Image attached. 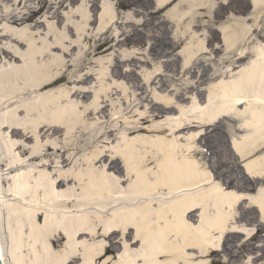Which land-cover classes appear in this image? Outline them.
<instances>
[{"label":"bare ground","instance_id":"6f19581e","mask_svg":"<svg viewBox=\"0 0 264 264\" xmlns=\"http://www.w3.org/2000/svg\"><path fill=\"white\" fill-rule=\"evenodd\" d=\"M169 1L155 0L160 8ZM67 2L72 3L66 4L71 11L65 29L72 33L53 24H48V33L13 27L3 31L18 46L0 45V128L25 141L17 148L10 142L0 146V161L7 158L5 169L0 168L3 263L9 264L11 255L12 264H215L213 256L235 264L230 255L243 253L244 264H264V244L258 243L262 239L251 241L261 238L260 227L248 223L255 218L264 225L263 187L251 194L252 188L227 184L220 165L218 170L216 163L208 167L200 153L209 127L225 119L232 134L226 142L235 148L237 159L249 160L264 148V40L253 42L250 51L238 48L249 29L259 25L233 21L237 18L222 24L226 50L235 54L226 57L228 74L209 83L203 101L198 97L202 89L186 97V90L161 84L152 110L143 113L139 106L145 107L141 99L148 97V89L132 91L124 107L116 93L130 89L118 82L124 77L122 69L109 73L103 58L95 60L98 69L86 66L83 48L92 21L87 0H38L37 8L24 5V11H6L0 20L39 25L38 16L44 15L60 24V9ZM260 3L264 0H254L255 10L261 9ZM183 4L188 7L175 6L168 14L180 20L198 7L190 0ZM94 5L101 10L98 45L113 42L111 46L122 47V36L102 41L109 25L117 24L115 8L106 0ZM193 27L185 29L193 38L181 52L186 70L209 49ZM249 53L250 60L241 65ZM120 56L129 55L121 50ZM160 70L145 74L149 86L150 79L162 76ZM195 86L202 84L196 81L187 91ZM181 99L191 101L182 104ZM132 106L140 122L125 119L121 128L124 110ZM164 116L147 130L154 137L132 136L144 130L149 117ZM218 137L215 140L224 143ZM244 165L251 177L262 179L264 152ZM4 224L13 236L10 248L2 240ZM234 233L245 243L227 242ZM109 248L117 254L101 257Z\"/></svg>","mask_w":264,"mask_h":264},{"label":"rangeland","instance_id":"374dc122","mask_svg":"<svg viewBox=\"0 0 264 264\" xmlns=\"http://www.w3.org/2000/svg\"><path fill=\"white\" fill-rule=\"evenodd\" d=\"M20 3L16 2L15 0H0V15H3L6 11H24V5H28L31 8H37L38 7V0H19ZM108 3H111L113 8H115V14L118 19L117 24H113L112 26L109 25V28L107 30V33H105V37L102 39V41H108L107 36H116L124 39L122 42L124 45L122 47H118L115 45L111 46L113 42H108L107 44L104 43V45L99 46L100 42L98 43L96 41L97 33H99V7L97 8L94 3H98L100 6L102 4V0H87V9L91 15V29H89V37L86 39L85 43L87 44L86 48H83L84 51H87V56L85 57L86 60V66L88 67H94L95 69H98L100 65L98 62H96V59L103 58L105 65L109 66V73L114 70V68L122 69L124 72V77L120 76L118 79V82L125 86L126 88L130 87V89H126L124 92L121 89H117L116 93L119 95V98H121V101L124 102V107H127L129 105V99L130 94L132 98V91L135 93L140 94L141 87H144V89H148V97L143 96L144 99H141L143 105L139 106V112H145L146 110H152V106L155 102V97H158L159 94L156 92V89L162 90L165 89L167 86L170 88H176L179 87L182 90H186V97H191V93L198 92L201 90L200 93H198V97L203 101L205 96V91L207 90V86L211 82H216L218 79H214L219 74H228V63L224 62L225 56H228V54L223 55L221 54L222 48L220 45V38L218 33H198L203 38H209L210 39V46L207 53H202L201 55H197L194 59V61L189 64L190 69L186 70V67H183L184 57L182 55V50L186 46L187 42L190 40L193 33H182L186 28V22L182 20H177L175 17L168 15L167 11L160 10L157 12L156 9L153 8V0H106ZM221 0H196V4L201 7H211L212 9H215L217 5H221ZM81 0H73V4L80 3ZM241 2H244V4H241L239 7L248 5V0H241ZM72 2H67L63 5V7L60 9V14L62 15V22L60 24H57V20L55 19H49V16L40 15L38 16V19L40 21L39 25H35L32 22L24 23L22 25H13L10 23V21L6 20H0V45L3 44L6 45H15L18 46V44L15 42L14 38H8V36H4L3 34L4 29L6 27H13V29L19 30L22 28H28L31 31H35L38 33H48V24H53L55 28L58 31H64L66 33H72L65 29L67 16L70 14L71 11L70 7L66 4H70ZM260 10L256 11V14H262L264 13V4L261 3ZM67 6V8H66ZM169 5L167 8H172ZM228 8V7H227ZM243 8V7H242ZM250 9V8H249ZM170 10V9H169ZM198 10V8H195L194 12ZM99 11V12H98ZM194 12L188 13L186 16L189 18V16L193 15ZM242 17H239V21H249L251 18V14L253 12H243L241 10ZM192 19V18H191ZM225 19V18H223ZM222 19V20H223ZM115 22V21H114ZM264 21L262 20L260 23V31L258 33H253L251 37H246L243 39V42L240 44L239 48L245 47L252 49V44L255 41L262 42L263 39L261 37H264ZM197 24V23H196ZM202 23H198L197 25H200ZM207 24V29H209L212 32L213 26L215 24H218L217 21H214L212 16H210L209 20L205 23ZM37 26V27H36ZM45 35V34H44ZM71 36V35H70ZM222 37L224 38V34L222 33ZM114 41V40H112ZM223 41V40H222ZM242 45V46H241ZM219 46V47H218ZM110 47V48H109ZM218 47V48H217ZM122 48V49H120ZM93 49H97L96 51H93ZM109 49V50H108ZM115 49L114 51H112ZM78 50V49H77ZM123 50L125 54H128L129 56H120V51ZM92 51V52H91ZM112 51V52H111ZM234 53H232L233 55ZM251 54H247V56H251ZM116 57V59H114ZM135 57V58H133ZM108 58H110L108 60ZM130 58V61H126V59ZM133 58V59H132ZM248 61L247 58L243 59V61ZM242 61V62H243ZM228 62V61H227ZM160 67L161 70L159 71L162 76L157 77L154 80L150 79V82L153 81L152 85L149 86V83L147 80H145V74L147 72L156 73V68ZM133 70V71H131ZM131 71V72H130ZM127 72V75H125ZM111 79V78H108ZM162 81H161V80ZM109 81V80H108ZM156 81V82H155ZM196 81L199 84H202V86H196L194 89H191L187 91L189 85L196 84ZM164 84L163 88H160V85ZM169 89V88H168ZM198 89V90H197ZM115 93V91H114ZM173 93V92H171ZM176 93V92H174ZM138 94V96H139ZM91 96V95H90ZM90 96H87V102H89ZM175 96V94H174ZM142 97V96H140ZM185 97V96H184ZM183 101L182 104H189V101L191 99H181ZM162 103V102H160ZM131 111V112H130ZM135 112V107L132 106L128 109L124 110L123 118L120 120L122 121V127H124V120L128 119L130 121L136 120L138 122L140 117L138 113ZM1 114V112H0ZM134 114V115H133ZM165 119L164 117H158L152 119L149 117L148 122L146 123L143 131H136L132 133V136L136 137H146V136H152L154 137L153 133H147V130H150V126L156 125L160 122H162ZM227 119L224 121L215 124L214 126L209 127V130H207V138H203V140L200 142L202 146H206L207 148V154L205 156L201 155L198 152V155L200 158H202L206 162V164H210L212 166L213 164H221L219 163L221 161V158L224 156H228V160L223 159V163L220 165L222 166V169L224 167L229 168L231 171H236L238 180H245V175L242 173V167L240 165H244V161H241L243 159L238 160L233 155V150L231 148V144H227L226 140L228 136V140L231 139V132H228V128L226 125ZM115 122L110 123V125H113ZM109 129V126L108 128ZM211 129V130H210ZM235 134H239V132H235ZM224 138V143L221 141H216V139ZM179 138L182 139V135H178ZM83 140V138H82ZM232 140V139H231ZM5 142L10 143H16V147L20 144L24 143L25 141L23 139H20L19 137H13L11 134V130L9 128H0V146H3ZM223 144V145H222ZM234 148V147H233ZM200 149V148H199ZM235 149V148H234ZM17 152V151H15ZM264 152V148L261 153H255L251 159L259 157ZM231 157V158H230ZM234 157V159H232ZM212 158H215V162L212 163ZM250 159V158H249ZM228 161V162H227ZM0 168L5 169V164L7 162L6 157H2L0 161ZM234 165H232V163ZM248 162V161H247ZM246 165H244L245 167ZM3 177H6L4 175ZM240 177V178H239ZM247 179V178H246ZM246 182H248V185H242L247 188H252L249 190L252 194L255 193V184L259 182L257 179L254 182V186L250 185V181L247 179ZM240 186V188H242ZM1 187L3 190L7 188V182L6 179L3 178L1 180ZM254 188V190H253ZM241 190V189H240ZM255 215H253L254 217ZM3 219V218H2ZM255 222V218L253 219ZM258 224V227H260V232L258 235L261 236V238L258 236L254 239H252V242H258L260 239H262L261 242L264 244V225L262 227L261 223L259 221H256L253 224ZM6 224L2 225L1 233H2V240L4 242V245L9 247L12 244V234L9 231L8 227L5 226ZM14 225V226H13ZM13 229H16V225L13 224ZM233 235V240L230 241L227 239V242L230 243H245V240L242 238L241 234H231L229 238ZM100 239H104V236L100 235L98 237ZM241 241V242H240ZM262 252L264 253V245H263ZM236 250V249H234ZM245 250V249H241ZM239 252V250H236ZM228 252L230 254H235L232 252L231 248H228ZM237 254V253H236ZM234 255H230V258H233L236 260L235 264H244L245 256L246 254L241 253L239 256L233 257ZM214 263L215 264H226V261L224 259H221L219 256H213ZM244 260V261H243ZM264 262V260H263ZM9 264H12V258L11 255L9 257Z\"/></svg>","mask_w":264,"mask_h":264},{"label":"water","instance_id":"95a60500","mask_svg":"<svg viewBox=\"0 0 264 264\" xmlns=\"http://www.w3.org/2000/svg\"><path fill=\"white\" fill-rule=\"evenodd\" d=\"M0 264H2L1 258H0Z\"/></svg>","mask_w":264,"mask_h":264},{"label":"snow or ice","instance_id":"6c2138e0","mask_svg":"<svg viewBox=\"0 0 264 264\" xmlns=\"http://www.w3.org/2000/svg\"><path fill=\"white\" fill-rule=\"evenodd\" d=\"M262 39H264V37H261Z\"/></svg>","mask_w":264,"mask_h":264}]
</instances>
